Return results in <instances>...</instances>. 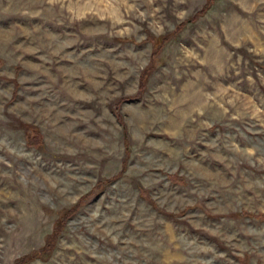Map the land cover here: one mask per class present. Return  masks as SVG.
I'll return each instance as SVG.
<instances>
[{
	"label": "rangeland",
	"instance_id": "obj_1",
	"mask_svg": "<svg viewBox=\"0 0 264 264\" xmlns=\"http://www.w3.org/2000/svg\"><path fill=\"white\" fill-rule=\"evenodd\" d=\"M0 264H264V0H0Z\"/></svg>",
	"mask_w": 264,
	"mask_h": 264
},
{
	"label": "trees",
	"instance_id": "obj_2",
	"mask_svg": "<svg viewBox=\"0 0 264 264\" xmlns=\"http://www.w3.org/2000/svg\"><path fill=\"white\" fill-rule=\"evenodd\" d=\"M167 39H168V38H165L164 41L167 40ZM160 45H161V43H156V47H158V46H160Z\"/></svg>",
	"mask_w": 264,
	"mask_h": 264
}]
</instances>
